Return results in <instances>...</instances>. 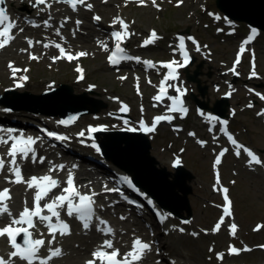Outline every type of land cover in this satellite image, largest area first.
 Masks as SVG:
<instances>
[{"label":"rangeland","instance_id":"obj_1","mask_svg":"<svg viewBox=\"0 0 264 264\" xmlns=\"http://www.w3.org/2000/svg\"><path fill=\"white\" fill-rule=\"evenodd\" d=\"M129 1L109 0L105 3L104 0H89L78 6L75 14L84 13V15H88L86 21L89 26L90 17L98 15L101 18L99 26L102 30L111 26L113 18L117 15L127 18L134 32V38L128 42L127 47L132 51H136V54L144 59L153 60L154 62L178 60L179 55L174 52L177 51L178 38L180 36H191L190 43L193 44V40L196 42L193 44L192 51L196 57V62L190 68L188 67L189 73L193 74L197 66L201 62L204 63L200 79L202 85L208 88V94L206 97H202L197 90V84L189 82L186 79V74L181 76L180 81L182 80V83L188 85L190 92L193 91L196 101L208 103L211 108L223 96L229 94L231 98L228 101L230 106L228 114L232 116L234 129L246 143L258 149L264 157V116L258 115L262 111L260 108L264 106V100L260 99V96L264 95V31L261 32L262 37L259 44L255 46L261 52L256 77L251 80L253 78L251 76L252 71L243 68L241 77L234 83L233 76L235 74H230L229 69L240 37H228L224 25L218 23L219 19L217 17L224 18L226 14L216 7V0H182V2L181 0H156V6L147 4L139 8L130 5ZM87 5L92 6L90 10H86L89 9ZM39 7L43 8V5H39ZM58 9L55 12L56 17L61 19L57 21L63 23L62 19L68 16V7L65 6L62 12H58ZM107 10H110L111 13L109 14ZM211 14H213V17H211ZM247 27L245 22L238 21L237 33L242 36L245 35L248 30ZM221 29H224V32L220 33ZM67 31L73 35L70 41L83 39H74V36L77 35L75 28H70ZM152 32L164 36V40L158 42V44L157 40L150 49L141 48V41H145L148 34ZM85 34L88 36L93 34L91 42L93 46H96L95 49L82 48L80 45L70 47L73 51H89V57L83 60L86 79L82 83H76V73L71 66L78 64L77 62L69 65L64 62L66 60L59 61L57 59L59 64L55 65L56 63L52 64L50 60L46 61L44 51H34L39 58L36 61H30L29 53H22L21 51V49L28 50L27 44L22 40L20 41L22 43L21 49L16 47L11 48V51L22 55L16 67L23 66L31 69V83L24 80L20 81V79L13 82L14 80L10 78L12 73L7 69L8 60L11 57L0 56V63L5 71L4 74L0 72V102L3 103L4 107L11 108L10 106H12L18 113H26L28 108H35L36 113L28 114L38 118L39 121H45L46 118L48 122H52L59 118L57 113L65 108H71L69 114L77 117L81 113L99 109L102 104L106 106L100 113L86 114L80 117L70 129L71 131H78L80 128L85 129L88 124H100L106 131L109 129L115 131L116 129L133 127L139 120H150V116L155 112L151 105L153 99L151 88H153L155 74L145 76L142 84V94L137 95L134 91L133 79L131 77L126 81L121 79V76L125 75L126 72L117 74L106 66L103 51L96 45L99 33L88 27ZM197 47H199V51ZM211 52L213 55H210ZM59 55L60 53H56L55 57ZM2 69L0 71H3ZM20 74L21 72H17L16 76ZM25 75L28 76V72H25ZM43 81L52 83L51 88L45 89L48 93H45V90L36 89V85L41 84ZM17 83L27 85L23 89H16L14 85ZM61 84L70 85L76 95L87 93V97L96 102L92 103L90 101L91 103L79 104V101L72 99L68 94L50 97L55 93L53 90L58 89ZM247 86L253 88L255 94H250L246 89ZM218 87L219 89L216 91ZM17 98L24 101L15 100ZM50 100L54 103L50 104ZM189 103L194 108L196 107L195 99H190ZM121 104H128L126 108L130 109V113L125 118L123 114L120 115V118L125 120L126 127L117 122L116 119L110 120V118L119 116ZM250 104L251 107H249ZM201 124L202 120L194 115L185 123L186 131L182 134H176L172 131L171 126L163 125L156 134L148 137L152 145L151 153L158 161V165L155 167L157 170L166 169L168 173H176L173 162L178 159L182 166L196 176V179L191 183L193 188V194L190 195L192 219L183 223L182 220L173 216V220L164 229L170 232L172 225L175 224L179 229V233H171L172 236L165 238V244L175 255L177 264H264V252L260 249H256L250 254H242L240 257H230L226 254L227 256L221 262L215 257V252H226L227 247L233 241L237 245L245 242L255 247L264 243V171L263 168L248 166L245 159L231 154L222 161L223 165L219 169L222 171L227 189L234 198L236 217L234 220L226 221L221 229L215 230V225L221 222L222 217L218 204L222 203L220 193L223 189L217 185L221 183H216L213 178L216 168L212 164V148L198 146V140L206 138L205 129L201 127ZM189 131L197 133L195 139L189 137ZM78 135L79 133L74 134L71 138L72 143L83 149L91 146L92 142L85 138L87 136L86 132H84V136L79 135L78 137ZM102 137L110 142V139L121 140L125 136L115 134L108 138L106 136ZM33 164L36 165L37 161ZM110 164L112 165L110 166L111 169L114 168L124 173L111 161ZM169 179L173 180V177H169ZM25 186L21 187L24 188ZM14 192L18 196L19 192L22 191L15 189ZM104 199H106L105 196ZM168 214L171 213L168 211ZM184 216L188 217L186 211H184ZM114 217L116 220H120L117 213L114 214ZM232 221L238 225L235 237L230 235ZM124 224L126 227H124ZM255 224L256 226L260 225L257 230L258 233L253 231ZM122 225L123 228H120V230L122 229L123 233L121 235L123 237L128 236V244L131 236L136 233H133L132 230L127 231V227L131 226L129 223L122 222ZM180 229H184V231L181 232ZM194 233L195 235H193ZM75 234L77 235L75 236ZM78 236L85 237L81 233L75 232L62 241L63 246L65 244L69 245L67 249L71 254L74 250H83L88 246L86 242L80 241ZM98 239L100 240V235H98L95 244L99 242ZM3 244L6 245L5 240L0 242V246ZM173 244H177L180 248L179 251H174ZM94 247L95 245L89 248L88 251L93 250ZM2 250L0 249V251ZM157 254V252L151 253L146 264L151 261L154 264L156 259H159ZM87 257L88 255H85L83 261ZM67 260L62 264H74L73 261L67 262ZM55 264H61V262Z\"/></svg>","mask_w":264,"mask_h":264},{"label":"snow or ice","instance_id":"obj_2","mask_svg":"<svg viewBox=\"0 0 264 264\" xmlns=\"http://www.w3.org/2000/svg\"><path fill=\"white\" fill-rule=\"evenodd\" d=\"M57 2L66 3L70 5L73 10H76L77 5L84 3V0H57ZM104 2L106 3L107 0H104ZM140 3L143 4L144 0H140ZM152 3L154 6H156V0H152ZM4 4L5 0H0V5ZM38 5H47V7H51L50 4H47V0H35L34 6ZM87 7L90 10L92 6L87 5ZM93 19L95 21H99L101 18L99 16H96ZM217 19H219V17H217ZM76 23L77 25H79L81 21L78 20L76 21ZM115 23H119L121 28L124 30L128 28V25L122 19L117 18L116 20H114V24ZM45 25L50 26L48 25L47 21H45ZM33 26L36 25L33 23ZM17 27L18 25L8 15L6 7H0V50L5 49L6 46H8L15 39V36L12 35V30L16 29ZM61 27H63V25H61ZM19 31L23 32V29L20 28ZM56 34L60 35L59 30H57ZM125 35V31H113L111 33V36L114 37L115 41L117 42L116 51L113 53V56L109 57V62L113 65H116L119 62L117 56H119V59H134L131 56L123 55L124 49L121 47L120 42L125 37ZM256 35L257 31L253 28L251 30V35L244 41V44H248ZM152 36L154 39L159 38L156 36L155 32L152 33ZM144 43L145 45L150 44L152 43V40H146ZM192 43L195 44L196 42L193 40ZM28 45L29 47H31L33 45V42L31 40H28ZM43 46L45 48L49 47L48 44H44ZM101 46L105 47V50H107L106 46H104L103 44H101ZM55 47L59 50L60 55L54 57V61L61 58H66L71 61L73 59L84 57L87 55V53L85 52H79L74 57L71 54H66V50L61 47L60 44H56ZM184 47L185 40L183 37H181L179 48L183 53V62L173 60L170 62L162 63L161 66L166 69L167 72L164 75L163 80L161 81L158 95L154 97L157 102L162 101L165 97L170 100L171 105L168 107V112L170 113L186 114L188 111L187 108L184 107V102L181 99V97H183L185 94L184 91L179 87H175L174 85L167 83L168 81L177 80L178 69L185 67L189 62V57L187 53L184 52ZM197 50L199 51V47H197ZM21 51L26 50L21 49ZM244 51L245 48L242 46L240 48V53H243ZM30 59L37 60L38 57L30 55ZM143 63L146 66H150L152 62L144 61ZM239 63L240 57L238 55L233 68L230 69L231 72L237 75L238 73L236 72V65ZM8 68L10 69L13 78L16 77L17 72L28 71V69L21 70L14 67L12 62H9ZM77 71H80V69L77 68ZM256 75L257 74L255 72V62L253 60V70L251 72V76L256 77ZM27 79L28 78L26 76L20 77V80L26 81ZM121 79H125V77H121ZM15 86L19 88L23 87V84L17 83ZM168 87H174L177 93L175 97L167 94ZM260 99L264 100V95H261ZM251 106L252 105L250 104L249 107ZM124 110H126V108ZM258 115H264V112L258 113ZM208 119L214 120L216 118L208 117ZM172 120L173 116L171 115H158L154 117L151 126H148L143 121H141L140 129L143 130L145 133H152L156 130V127L158 124H160V122L167 121L168 123H171ZM61 123L66 124L67 121H61ZM219 123H221L222 125H226L227 122L220 121ZM103 130L105 129L102 127H91L88 129V132L95 133ZM126 130L135 132L137 131V128L130 127ZM209 130L211 131V129ZM13 131L15 130H7V133H9L8 139L0 137V145H9V141H11V145L8 148L7 153V155L11 158L8 163V171L11 173L14 179L8 180L6 177V182L17 185L25 184L27 189L34 190L35 194L33 197V207H27V201L25 200V206L23 207V210L19 213L18 217H14L7 203V201L11 200L10 189L5 188L3 190H0V219H2L5 215L10 218L9 223L3 228H0V238H5L7 240L9 248L11 249L7 253V258H5L4 256H0V264H51L54 259L62 257V249L60 247H52V244L56 240L57 234H59V236L61 237L71 235L70 225L66 221L61 219V210H64L68 217L75 218L76 220H78L81 223L82 228L86 231L90 230L93 219L95 217V219L98 220L99 224L105 225L104 228H97V231L101 232L106 237L113 236V229L111 227L106 226V221L100 219L98 216L95 215L94 205L96 204V201L93 199V197L96 195V193L92 192L91 194H82L79 191V188L75 185V178L71 172H69L67 180L65 181L67 186L62 188L61 194L55 196L53 199H51L50 202L45 203L43 207L41 206V201L48 198L49 194L53 190L61 187L60 182L49 175H44L42 177L33 176L30 179H24L21 171V166L17 161V157H19L20 160H28L30 157L32 162L35 163L37 161V157L33 146L37 143V139L39 138H33L31 136L24 137L23 133H20L17 136H13L11 135ZM47 135L60 141L67 139V137L65 136L56 135L54 133H47ZM79 135L84 136V132H80ZM189 135L194 134L189 133ZM228 139L233 145V147L236 149L235 154L237 155V157L241 155V149H243V152L246 153L247 157L249 158V164L255 163L259 165L262 163L258 156L253 153V151L249 150L243 145L238 144L237 141L232 138V136H228ZM200 143L203 144V142ZM93 147H95V145H93ZM97 151H99L98 148ZM226 151L227 149L219 153V156L215 161L217 165L221 163V159L219 157L224 156ZM43 159L44 158L42 157L40 158L41 163H43ZM176 164H179L178 160L176 161ZM5 167V160L0 158V173L4 171ZM63 167V165L54 166V168L51 170L55 171L56 168L63 170ZM121 182L127 183L129 187H133L131 181L128 180L127 177H121ZM217 182L219 183V177H217ZM233 183H235V181H233ZM105 190L110 192L118 191V189L115 188H105ZM223 192L225 193L224 200L226 204L223 209V212L225 215L230 216L232 213L230 211L231 201L229 200V197L227 195L228 189L224 188ZM149 203H151V201ZM45 211L47 214H44ZM53 218H55V222H53ZM121 219H125V217H121ZM164 220L165 217L161 215L160 222L163 223ZM222 222L223 217L221 218V222H218L215 225V230L220 229ZM37 224L42 225L48 230V235L51 237V239L48 240L47 246H45V240L43 238H33V232L30 231V229L38 230ZM25 225L26 227H24ZM180 231L183 232L184 229H180ZM230 231L233 235H235L236 225L233 224L231 226ZM21 234H23V242L18 243L17 237ZM40 235L43 236L44 233H41ZM193 235H195V233ZM45 247L48 252V255L42 257L40 255V252L41 249ZM151 247L152 246L149 243L143 242L141 239L136 238L133 240L131 250L121 255L119 249L114 247L112 239H104L102 244L91 253L92 259L86 261V264H97V261H99L100 264H142V261L145 259L146 254L151 251ZM229 251L230 254H239L240 250L230 246ZM243 251H250V249L245 248L243 249ZM222 258L223 254H219L218 259Z\"/></svg>","mask_w":264,"mask_h":264},{"label":"water","instance_id":"obj_3","mask_svg":"<svg viewBox=\"0 0 264 264\" xmlns=\"http://www.w3.org/2000/svg\"><path fill=\"white\" fill-rule=\"evenodd\" d=\"M217 8L231 17L234 20L245 22L250 26H254L264 31V0H216ZM204 63L198 65L193 74L187 73L190 82L198 84L199 91L202 97L207 95V87L202 86L200 76ZM68 91L72 99L79 101V104H87L96 102L87 97V94L74 95V90L71 86H62ZM202 108H210L207 103L198 102ZM228 106V99H225L224 106L217 103L212 109L216 114L225 116ZM106 108L102 105L99 109H94L92 112L79 114L80 116L89 113H98ZM71 108H65L57 113L61 117H69ZM79 116V117H80ZM78 117V118H79ZM77 118V119H78ZM124 135V139L106 141L100 140L101 147L108 159L112 160L116 166L132 176L134 182L148 194H150L160 206L172 212L181 219L190 220L192 217V208L190 205L189 196L193 193L190 185L196 179V176L182 166L176 167V173H168L166 169L162 171L155 167L158 161L151 155L152 146L146 136L140 133L136 134H120ZM101 134H98L99 137ZM109 137L107 133L104 134ZM125 144V146H123ZM169 177H173L170 180ZM189 182V184H188ZM184 211L189 215L185 218Z\"/></svg>","mask_w":264,"mask_h":264},{"label":"bare ground","instance_id":"obj_4","mask_svg":"<svg viewBox=\"0 0 264 264\" xmlns=\"http://www.w3.org/2000/svg\"><path fill=\"white\" fill-rule=\"evenodd\" d=\"M26 4H28V2H24L23 3V5L24 6H26ZM33 4V3H32ZM54 6H56V7H58L59 9H58V12H62L63 10H64V3H61V2H56L55 4H54ZM83 25V24H82ZM82 25H80V26H82ZM33 32H37V31H35V30H33ZM92 40H89V41H85V40H83V39H81V40H77V41H68V45L70 46V47H73V46H77V45H80V47H82V48H96V46H93V44H92V42H91ZM44 54V58L45 59H48V53L47 52H44L43 53ZM4 56H10L11 57V60H17V61H19L20 60V58H22V55H19L17 52H12L11 51V49L10 50H6L5 51V53H4V55H2L1 57H4ZM0 69H2V65H1V63H0ZM3 70V69H2ZM2 74H4L5 73V71L3 70V71H0ZM230 74H231V72H230ZM86 79V78H85ZM251 80H253V78H251ZM16 85V84H15ZM14 85V86H15ZM51 85H52V83L50 82H48V81H43L41 84H37L36 85V89L38 90H45V89H49V88H51ZM16 87V86H15ZM17 88V87H16ZM55 96H57L55 93H53L52 95H50V97H55ZM8 114H11V113H9V112H7ZM94 136H95V134H94ZM104 140H105V138H103ZM47 150L46 149H44L43 150V153L44 152H46ZM29 163L31 164V162L29 161ZM46 164V161L44 160L43 161V163H41V167L42 166H44ZM94 166L96 167L97 166V164H95L94 163ZM67 167L68 168H71L72 167V165L71 164H67ZM29 169V168H28ZM41 172H43V171H37V174H40ZM34 174V172L33 171H27L26 172V176H27V179L31 176V175H33ZM89 175H91V176H94L93 174H91V173H89ZM91 179H95V178H93V177H91ZM16 190L17 191H24V188H22L21 186H18L17 188H16ZM25 195L27 196L26 197V201L28 202L29 200V197H30V195H31V191L30 190H27V192H25ZM151 196V195H150ZM25 200L24 201H22V203L20 202L19 203V201L16 199L15 200V204H17V206H21V205H23V203L25 204ZM19 203V204H18ZM69 222V221H68ZM117 223H119L120 224V221H116ZM122 224V223H121ZM124 227H126V225L124 224ZM178 229L176 228V232H178L177 231ZM140 231H142V230H140ZM32 232L33 233H35V232H37V233H39V234H41V231H39V230H36V229H33L32 230ZM117 233H119V234H122L123 232H122V229L121 230H117ZM77 234H75V236H76ZM83 236H85V237H79L78 236V238H79V240L80 241H83V242H86L87 244H88V246H87V248L86 249H79V250H74V251H72V256H71V258L70 257H68V258H66V259H64V260H61V263H63L65 260H67V262L68 261H73L74 262V264H83V259H84V257H85V255H90V253H91V251H88L89 250V248H91L93 245H95V243H96V239H97V236L95 235V234H91V235H88V234H82ZM128 239V236H126V237H121V235H119L118 237H117V242L118 243H122V242H125L126 240ZM2 242V241H1ZM166 243V242H165ZM164 243V244H165ZM178 244V243H177ZM177 244H173L172 245V247H173V249H174V251H179V247L177 246ZM166 245V244H165ZM179 245V244H178ZM6 245L5 244H3L2 246H0V248L2 249V248H4ZM69 247V245L67 244V246H66V248H68ZM90 252V253H89ZM89 253V254H88ZM1 254H6V252H1ZM70 258V259H69Z\"/></svg>","mask_w":264,"mask_h":264}]
</instances>
